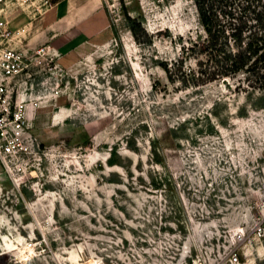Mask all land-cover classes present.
Masks as SVG:
<instances>
[{"label": "rangeland", "instance_id": "rangeland-1", "mask_svg": "<svg viewBox=\"0 0 264 264\" xmlns=\"http://www.w3.org/2000/svg\"><path fill=\"white\" fill-rule=\"evenodd\" d=\"M13 11L22 49L61 53L16 79L26 92L22 129L2 137L17 152L0 159V264H264V67L209 78L217 51L264 35V0Z\"/></svg>", "mask_w": 264, "mask_h": 264}, {"label": "built area", "instance_id": "built-area-1", "mask_svg": "<svg viewBox=\"0 0 264 264\" xmlns=\"http://www.w3.org/2000/svg\"><path fill=\"white\" fill-rule=\"evenodd\" d=\"M28 2L29 0H0V159L2 160L17 152L12 144H5L2 137L19 133L22 129V114L17 103L26 91L22 90L23 86L17 83L16 79L31 77L30 63L33 61L42 65L45 61H52L56 56L55 50L50 47H42L32 50L33 52L25 51L9 30L8 20L13 15V10ZM15 92V103H13ZM233 261L237 262L238 258L235 257Z\"/></svg>", "mask_w": 264, "mask_h": 264}, {"label": "trees", "instance_id": "trees-1", "mask_svg": "<svg viewBox=\"0 0 264 264\" xmlns=\"http://www.w3.org/2000/svg\"><path fill=\"white\" fill-rule=\"evenodd\" d=\"M202 23H203L204 31L207 33L209 37H211V40L213 41V43L211 42L209 43L207 49H211V51H213L214 53L216 52L215 50H218V48L217 45L214 44L215 40L212 37V32L207 27L204 20H202ZM217 52L222 53V55L219 56V59L217 58V56H212V59L217 60L218 65L223 64V66H221L217 74H210L209 78L219 77L221 75L229 76L230 74L237 75L239 72L244 70L249 64H251V68L253 66L257 67L258 65H262L264 67V35H255L253 37V41L250 44H248L245 50L241 48L236 52L233 50H228V51L219 50ZM253 57H256V59L254 60ZM164 71L166 73H169V70L165 67H164ZM257 81L264 88V76H258Z\"/></svg>", "mask_w": 264, "mask_h": 264}, {"label": "crops", "instance_id": "crops-1", "mask_svg": "<svg viewBox=\"0 0 264 264\" xmlns=\"http://www.w3.org/2000/svg\"><path fill=\"white\" fill-rule=\"evenodd\" d=\"M60 5V4H59ZM65 8H67L66 7V4H64L63 5V8H61V12L62 11H64L65 10ZM93 9H91V11H92ZM91 11H86L85 13H84V15L83 16H81V17H79L80 15H76L74 18L72 17V14H70L69 16H66V17H68V18H72L73 19V25H76V24H78V23H80V22H82L81 20H84L85 18H86V15H88V13L89 12H91ZM61 12H59L58 14L60 15L61 14ZM85 16V17H84ZM65 18V17H64ZM52 22L53 21H49V26H51L52 25ZM34 26V23L32 24V26H31V29H32V27ZM67 26H64L63 27V31L64 32H66V31H68L67 30ZM72 29L70 28L69 29V31H71ZM56 33H58V32H56ZM81 36H79V38H78V36H75V38L73 39V41L72 42H74L75 44H78L76 47H73L74 49H71V50H69V51H66V53H65V55H67V54H69V52L70 53H76V51H77V47L79 46V47H82V45L83 44H85V42L84 41H82V39H84V37H86V35L85 34H80ZM52 49V48H51ZM55 50V49H54ZM56 52H58V53H61L60 52V49L58 50H55ZM62 51V50H61ZM64 53V52H63ZM76 55V54H75Z\"/></svg>", "mask_w": 264, "mask_h": 264}, {"label": "bare ground", "instance_id": "bare-ground-1", "mask_svg": "<svg viewBox=\"0 0 264 264\" xmlns=\"http://www.w3.org/2000/svg\"><path fill=\"white\" fill-rule=\"evenodd\" d=\"M21 1V0H20Z\"/></svg>", "mask_w": 264, "mask_h": 264}]
</instances>
